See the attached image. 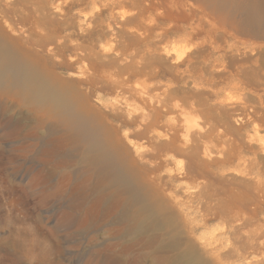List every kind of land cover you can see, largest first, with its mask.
<instances>
[{"label":"rangeland","instance_id":"obj_1","mask_svg":"<svg viewBox=\"0 0 264 264\" xmlns=\"http://www.w3.org/2000/svg\"><path fill=\"white\" fill-rule=\"evenodd\" d=\"M210 5L0 0V33L82 95L181 251L199 264H264V36L223 23ZM14 146L4 145L17 159L0 179V264H130L113 218L85 229L91 202L70 209L74 179L55 175L57 196L40 204L54 161ZM33 178L36 191L25 187ZM135 251L152 263L150 248Z\"/></svg>","mask_w":264,"mask_h":264},{"label":"bare ground","instance_id":"obj_2","mask_svg":"<svg viewBox=\"0 0 264 264\" xmlns=\"http://www.w3.org/2000/svg\"><path fill=\"white\" fill-rule=\"evenodd\" d=\"M205 1L214 7L213 12L223 23L264 36V0ZM9 37L0 33V179L6 180L2 176L8 163L17 159L5 155L7 141L15 142L14 149L24 153L38 148L39 155L32 162L54 161L42 185L45 194L39 196L40 204L57 196L56 188L49 187L55 175L65 182L74 179L70 209L79 213L86 202H91L85 229L94 227L100 219L115 220L116 235L128 238L121 250L122 262L146 264L148 254L135 251L141 243L151 249V264H199L195 252L179 249L175 231L170 230L168 236L162 232L166 222L127 181V168L119 165L106 147L103 126L82 95L50 71L48 64L20 50L17 39ZM16 109L19 111L14 113ZM196 125L189 119L188 129ZM44 184L48 186L45 188ZM37 186L35 178L25 185L35 191ZM66 215L77 217L73 212Z\"/></svg>","mask_w":264,"mask_h":264}]
</instances>
